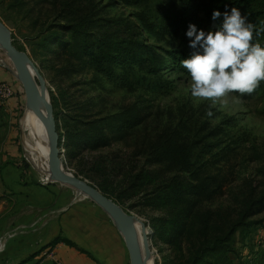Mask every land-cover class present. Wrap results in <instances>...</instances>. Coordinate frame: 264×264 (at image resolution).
<instances>
[{
    "label": "rangeland",
    "instance_id": "rangeland-1",
    "mask_svg": "<svg viewBox=\"0 0 264 264\" xmlns=\"http://www.w3.org/2000/svg\"><path fill=\"white\" fill-rule=\"evenodd\" d=\"M181 6V0H0V23L44 77L65 169L144 225L143 252L154 264H264V82L241 97L194 98L192 79L164 69L149 73L145 64L110 78L70 37L85 33L89 51L137 52L147 44L171 50L177 41L158 27ZM141 19L155 24L142 30L140 45ZM9 59L0 46V83L13 92L0 97V123L17 131L23 173L54 190L52 208L72 209L73 235L92 240L106 264H130L110 216L35 168L22 139L26 95ZM18 96L22 103L8 104Z\"/></svg>",
    "mask_w": 264,
    "mask_h": 264
},
{
    "label": "crops",
    "instance_id": "crops-1",
    "mask_svg": "<svg viewBox=\"0 0 264 264\" xmlns=\"http://www.w3.org/2000/svg\"><path fill=\"white\" fill-rule=\"evenodd\" d=\"M22 102L18 96L8 104L17 107ZM23 156L17 131L0 123V264H55L43 256L47 251L63 264H104L96 251L89 254L72 245V212L51 207L57 201L54 190L23 173Z\"/></svg>",
    "mask_w": 264,
    "mask_h": 264
},
{
    "label": "clouds",
    "instance_id": "clouds-1",
    "mask_svg": "<svg viewBox=\"0 0 264 264\" xmlns=\"http://www.w3.org/2000/svg\"><path fill=\"white\" fill-rule=\"evenodd\" d=\"M224 8L223 13L213 10L207 31L194 23L187 26L191 52L181 64L193 81L194 98L215 102L233 92L251 94L264 82V46L254 42L252 23L240 8Z\"/></svg>",
    "mask_w": 264,
    "mask_h": 264
},
{
    "label": "trees",
    "instance_id": "trees-1",
    "mask_svg": "<svg viewBox=\"0 0 264 264\" xmlns=\"http://www.w3.org/2000/svg\"><path fill=\"white\" fill-rule=\"evenodd\" d=\"M181 4V8L171 14L170 17L164 19L162 25L158 27V31L170 35L177 41V47L171 50L147 44L143 45L137 52L115 53L114 51L104 50L101 46H98L96 51H89L85 33L81 31L78 33L79 31H75L70 37L73 40L80 39L84 55L86 57L89 56V60L92 65L95 66L96 70L100 73L106 74L110 78H114V76L117 75L116 71L126 70L131 65L138 66L145 64L149 67V73L157 74L160 70L164 69L180 74L187 79H191L190 74L181 64V61L187 58L191 52V49L188 47L189 40L185 36L188 24L194 23L198 28L207 31L208 27L213 24V21L211 20L213 10L218 9L223 13L225 10L224 5L229 4V7H238L241 9L242 13L247 15L249 22L252 23L254 28V42L264 46V0H181ZM141 21L142 23L144 22V25L141 27L142 29L137 36V42L140 45L143 40V36L141 35L142 30L152 28L155 24V19L154 21L152 20V25L146 23V20L141 19ZM218 24L219 21L216 22V26H218ZM64 30L65 29H62V31ZM51 38H53V36ZM59 43L60 42L58 41L55 44ZM62 43L69 44L68 42L61 41L60 44ZM70 46L71 45L69 44V48ZM17 48L21 50L19 47ZM233 94L241 97L238 93L233 92ZM35 184L46 189L49 188V186L40 183ZM69 211L72 212V209H69ZM243 224V221H239L235 224L234 230L236 227ZM110 227L113 231L116 230L111 225ZM69 241L72 245L82 247L83 250L89 254L94 253V251L98 254V250H95L96 247L88 245L89 243H93L92 240L90 242L87 241V243L84 244L72 233V241L70 239ZM100 251L103 250L100 248ZM202 264H211V262L204 260Z\"/></svg>",
    "mask_w": 264,
    "mask_h": 264
},
{
    "label": "water",
    "instance_id": "water-1",
    "mask_svg": "<svg viewBox=\"0 0 264 264\" xmlns=\"http://www.w3.org/2000/svg\"><path fill=\"white\" fill-rule=\"evenodd\" d=\"M0 45L17 71L16 76L23 85L27 104L36 110L40 105L45 108V113H39L49 127L51 179L77 188L79 192L84 193L100 206L110 216L123 236L130 257V264H143L141 253L136 247V230L132 216L120 204L102 193L97 186L79 176L66 172L67 170L61 160L62 151L59 145V133L56 127L53 106L47 95L44 77L29 56L15 46L10 33L1 23ZM36 78L39 81L40 89L36 87Z\"/></svg>",
    "mask_w": 264,
    "mask_h": 264
},
{
    "label": "bare ground",
    "instance_id": "bare-ground-1",
    "mask_svg": "<svg viewBox=\"0 0 264 264\" xmlns=\"http://www.w3.org/2000/svg\"><path fill=\"white\" fill-rule=\"evenodd\" d=\"M1 48L3 47L1 46ZM12 70L14 74L17 75V71L14 65ZM36 87L40 89L38 83H36ZM39 112L45 113V108L43 105H40L38 110L31 108L29 105L26 106L24 115L21 118V126L24 131L22 134V139L25 147L30 151L32 155V162L35 168L38 170L40 176L47 180H50L51 168L49 162V127L47 123L43 120ZM79 194H82L87 197L82 192H79ZM142 226L140 222H138V220H134V227L136 230V247L141 253L143 264H154V260L150 256V254H144L143 252V249L148 247V243L145 238V235H147L146 230Z\"/></svg>",
    "mask_w": 264,
    "mask_h": 264
},
{
    "label": "built area",
    "instance_id": "built-area-1",
    "mask_svg": "<svg viewBox=\"0 0 264 264\" xmlns=\"http://www.w3.org/2000/svg\"><path fill=\"white\" fill-rule=\"evenodd\" d=\"M13 92L12 89L10 87V85L6 84V83H0V97L2 99L7 100L12 96ZM45 258H50L53 259L55 264H63L60 260L54 259V253H52V251H47L44 253L43 255ZM38 264H44V261L39 262Z\"/></svg>",
    "mask_w": 264,
    "mask_h": 264
}]
</instances>
